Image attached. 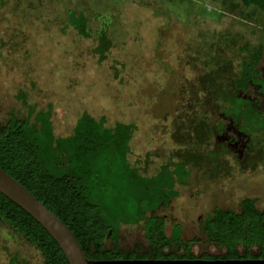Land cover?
I'll list each match as a JSON object with an SVG mask.
<instances>
[{
	"label": "trees",
	"instance_id": "1",
	"mask_svg": "<svg viewBox=\"0 0 264 264\" xmlns=\"http://www.w3.org/2000/svg\"><path fill=\"white\" fill-rule=\"evenodd\" d=\"M216 1L249 22L256 11L264 15V0H188L187 11L198 16L205 12L223 15ZM88 23L85 10L67 8L64 26L88 37ZM107 27L105 20L91 47L98 61L106 58L113 45ZM213 37L201 64L189 58L197 73L185 78L179 90L180 109L169 125L174 146L153 173L147 172L151 151L129 157L134 123L108 125L104 115L94 117L82 110L70 134L56 135L50 102L31 101L30 91L23 88L14 94L25 115L8 112L0 121V168L68 227L87 258L264 259V207H258L250 196L241 198L236 210L215 206L204 217L202 231L221 251L203 250L198 256L191 248L196 239L183 240L178 223L167 234V216L159 212L178 196L177 185L192 176L226 183L264 167L263 144H252L240 126L241 115L246 114L241 106L248 103L243 98L247 95L251 102L252 76L263 58L264 42L240 41L243 35L238 32L235 37L228 32ZM235 51L239 52L237 63L229 56ZM0 221L34 245L44 264H69L45 228L1 192ZM139 222L147 249L140 250L139 245L124 249L119 227ZM175 225L180 233L173 235ZM13 254L26 264L18 253Z\"/></svg>",
	"mask_w": 264,
	"mask_h": 264
},
{
	"label": "rangeland",
	"instance_id": "2",
	"mask_svg": "<svg viewBox=\"0 0 264 264\" xmlns=\"http://www.w3.org/2000/svg\"><path fill=\"white\" fill-rule=\"evenodd\" d=\"M218 4L216 1L223 15L205 12L198 16L187 11L188 0H3L0 121L8 112L25 115L14 97L23 88L30 91L31 101L51 103L56 135L70 134L82 110L94 117L104 115L108 125L114 121L132 122L135 128L129 141V157H142L151 151L147 172L153 173L174 146L169 125L171 116L180 109L179 90L185 78L197 73L189 58L201 64L217 32L234 37L238 32L243 35L240 41L264 42V15L260 11L249 22ZM73 7L86 11L88 37L64 26L66 10ZM105 20L113 45L106 58L98 61L91 47ZM229 56L238 62V51ZM252 80L251 102L244 95L243 101L248 103L241 106L246 114L241 115L240 126L252 144H263L264 148V55ZM177 189L178 196L159 208L167 216L166 233L178 223L183 240L196 239L191 245L195 256L203 250L220 252L202 231L206 213L215 206L236 210L245 196L264 207V167L226 183L192 176ZM127 208L133 212L131 201H127ZM178 228L173 227V235L180 233ZM117 234L124 249L135 245L147 249L142 222L122 225ZM11 253H18L26 264H44L34 245L21 237L11 240L0 229V264H23Z\"/></svg>",
	"mask_w": 264,
	"mask_h": 264
},
{
	"label": "water",
	"instance_id": "3",
	"mask_svg": "<svg viewBox=\"0 0 264 264\" xmlns=\"http://www.w3.org/2000/svg\"><path fill=\"white\" fill-rule=\"evenodd\" d=\"M0 192L29 213L57 242L69 264H264V259H91L72 232L16 179L0 168Z\"/></svg>",
	"mask_w": 264,
	"mask_h": 264
},
{
	"label": "flooded vegetation",
	"instance_id": "4",
	"mask_svg": "<svg viewBox=\"0 0 264 264\" xmlns=\"http://www.w3.org/2000/svg\"><path fill=\"white\" fill-rule=\"evenodd\" d=\"M221 208H224V207H221ZM0 229H2V231L6 234V236L9 237V239L11 240H14V241H17V238L21 237L23 238L24 240H27L24 236L20 235L19 232L17 231H14L12 229V227L10 225H8L6 222L4 221H0ZM28 241V240H27Z\"/></svg>",
	"mask_w": 264,
	"mask_h": 264
},
{
	"label": "crops",
	"instance_id": "5",
	"mask_svg": "<svg viewBox=\"0 0 264 264\" xmlns=\"http://www.w3.org/2000/svg\"><path fill=\"white\" fill-rule=\"evenodd\" d=\"M211 210H212V209H211ZM208 213H209V212H207L206 215H207ZM165 215H166V214H165ZM206 215H205V216H206ZM169 231H170V230H169Z\"/></svg>",
	"mask_w": 264,
	"mask_h": 264
}]
</instances>
